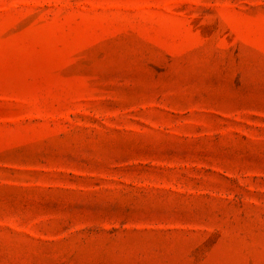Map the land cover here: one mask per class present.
<instances>
[{
	"label": "rangeland",
	"instance_id": "374dc122",
	"mask_svg": "<svg viewBox=\"0 0 264 264\" xmlns=\"http://www.w3.org/2000/svg\"><path fill=\"white\" fill-rule=\"evenodd\" d=\"M0 264H264V0H0Z\"/></svg>",
	"mask_w": 264,
	"mask_h": 264
}]
</instances>
